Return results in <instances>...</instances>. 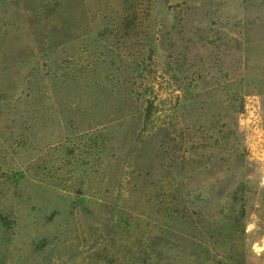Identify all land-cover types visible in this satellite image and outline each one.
<instances>
[{
	"label": "rangeland",
	"instance_id": "rangeland-1",
	"mask_svg": "<svg viewBox=\"0 0 264 264\" xmlns=\"http://www.w3.org/2000/svg\"><path fill=\"white\" fill-rule=\"evenodd\" d=\"M0 264H264V0H0Z\"/></svg>",
	"mask_w": 264,
	"mask_h": 264
}]
</instances>
